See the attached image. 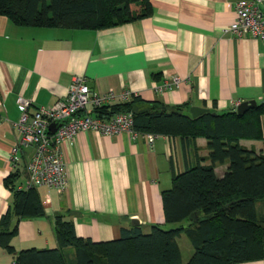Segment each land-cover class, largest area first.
Returning a JSON list of instances; mask_svg holds the SVG:
<instances>
[{
  "label": "crops",
  "instance_id": "obj_1",
  "mask_svg": "<svg viewBox=\"0 0 264 264\" xmlns=\"http://www.w3.org/2000/svg\"><path fill=\"white\" fill-rule=\"evenodd\" d=\"M149 1L148 17L97 30L19 26L0 15V217L12 202L4 179L17 172V187L24 184L32 153V147L21 146L18 162L13 166L9 160L20 137L19 96L29 101V110L51 106L66 95L74 77H84L94 93L128 89L168 107L186 104L189 115L191 106L224 112L236 102L264 100V40L226 31L238 0ZM171 77L182 79L178 87L155 89ZM261 125L264 135V116ZM240 143L255 151L262 147L260 139ZM195 146L199 156L207 155L204 138H196ZM61 153L67 187H36L44 214L12 218L16 250L54 247L59 214L78 236L94 241L118 237L133 219L144 231L163 225L161 192L186 165L180 139L165 135L150 146L143 134L86 130L63 142ZM188 155L191 161L192 148ZM226 166L217 164L215 172L221 175ZM63 251L73 256L72 247ZM0 264H14L2 248ZM233 264H264V258Z\"/></svg>",
  "mask_w": 264,
  "mask_h": 264
},
{
  "label": "trees",
  "instance_id": "obj_2",
  "mask_svg": "<svg viewBox=\"0 0 264 264\" xmlns=\"http://www.w3.org/2000/svg\"><path fill=\"white\" fill-rule=\"evenodd\" d=\"M151 13L149 0H0V15L29 27L97 30ZM185 108L186 104L168 107L133 95L95 111L107 116L131 112L137 134L180 139L186 165L172 174L170 188L161 192L163 225L152 224L148 231L132 225L121 228L114 239L94 241L78 236L73 223L59 214L54 217V247L16 250L12 218H34L44 210L36 188H17L15 172L4 179L12 202L0 217V248L14 264H233L264 258V100L241 113L233 106L192 117ZM196 138L205 139L206 156L197 154ZM241 139H260L262 147L246 148ZM224 163L218 175L215 166ZM181 233L192 247L185 262L177 240ZM67 247L74 249L72 257L63 251Z\"/></svg>",
  "mask_w": 264,
  "mask_h": 264
},
{
  "label": "built area",
  "instance_id": "obj_3",
  "mask_svg": "<svg viewBox=\"0 0 264 264\" xmlns=\"http://www.w3.org/2000/svg\"><path fill=\"white\" fill-rule=\"evenodd\" d=\"M235 19L226 31L235 37L250 35L264 40V0H238L234 4ZM182 79L171 77L155 86L157 91L176 88ZM134 94L128 89L119 93L108 91L94 93L90 90L84 77H74L68 86L66 95L51 106H38L29 110L28 100L17 97L20 116L16 122L19 140L12 147L9 160L14 166L18 162V150L32 147V153L25 163L24 184L18 189H30L46 186L64 190L68 184L66 165L62 158L61 144L72 141L81 131L92 130L102 135L130 133L136 136L132 128L131 112H118L113 115H99L95 111L115 101L126 102ZM240 102L234 103L238 106ZM51 123L57 127L52 132ZM151 146L156 134H143Z\"/></svg>",
  "mask_w": 264,
  "mask_h": 264
},
{
  "label": "water",
  "instance_id": "obj_4",
  "mask_svg": "<svg viewBox=\"0 0 264 264\" xmlns=\"http://www.w3.org/2000/svg\"><path fill=\"white\" fill-rule=\"evenodd\" d=\"M252 105H255V101L254 100L240 102L239 105L237 106V112L238 113H241L247 107L252 106ZM206 111H208L207 108L198 107V106H191L189 108V112H190V115L192 117H195L197 115H200V114H202V113H204ZM56 127H57V125L55 123H51L50 126H49V128H50V130L52 132L55 130ZM131 223L134 224V225H138V221H136L134 219L131 220Z\"/></svg>",
  "mask_w": 264,
  "mask_h": 264
},
{
  "label": "rangeland",
  "instance_id": "obj_5",
  "mask_svg": "<svg viewBox=\"0 0 264 264\" xmlns=\"http://www.w3.org/2000/svg\"><path fill=\"white\" fill-rule=\"evenodd\" d=\"M165 227L169 228L171 227V225L167 224L165 225ZM177 240L180 246L182 260L185 262L191 254V250H192L191 244L186 238L184 233H181Z\"/></svg>",
  "mask_w": 264,
  "mask_h": 264
}]
</instances>
